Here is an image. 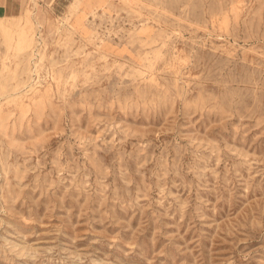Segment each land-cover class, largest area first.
Masks as SVG:
<instances>
[{
	"label": "rangeland",
	"instance_id": "obj_1",
	"mask_svg": "<svg viewBox=\"0 0 264 264\" xmlns=\"http://www.w3.org/2000/svg\"><path fill=\"white\" fill-rule=\"evenodd\" d=\"M18 2L0 264H264V0Z\"/></svg>",
	"mask_w": 264,
	"mask_h": 264
},
{
	"label": "crops",
	"instance_id": "obj_2",
	"mask_svg": "<svg viewBox=\"0 0 264 264\" xmlns=\"http://www.w3.org/2000/svg\"><path fill=\"white\" fill-rule=\"evenodd\" d=\"M18 0H0V16L15 15L19 12Z\"/></svg>",
	"mask_w": 264,
	"mask_h": 264
},
{
	"label": "bare ground",
	"instance_id": "obj_3",
	"mask_svg": "<svg viewBox=\"0 0 264 264\" xmlns=\"http://www.w3.org/2000/svg\"><path fill=\"white\" fill-rule=\"evenodd\" d=\"M31 2V1H30ZM33 5V3H31ZM32 8V7H31ZM29 11V10H28ZM32 12V11H31ZM29 14V13H28ZM31 14V13H30ZM34 14V11H33ZM31 17V16H30ZM15 19V18H14ZM6 20V18H0V24H2L4 26V21ZM26 28V29H25ZM24 29L27 30L26 32H24V34H22L23 37H25L27 35V32L29 31V29L27 27H25ZM37 36V35H36ZM40 41V39H39ZM38 53V52H37ZM36 55V54H35Z\"/></svg>",
	"mask_w": 264,
	"mask_h": 264
}]
</instances>
